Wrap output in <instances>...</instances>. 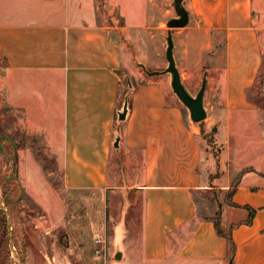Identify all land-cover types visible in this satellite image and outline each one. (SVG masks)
Returning <instances> with one entry per match:
<instances>
[{
    "label": "crops",
    "instance_id": "crops-1",
    "mask_svg": "<svg viewBox=\"0 0 264 264\" xmlns=\"http://www.w3.org/2000/svg\"><path fill=\"white\" fill-rule=\"evenodd\" d=\"M255 2L182 1L189 15L184 32L190 55H202L223 33L224 62L216 85L221 103L232 111L226 134L236 139L237 170L222 179L211 174L223 154L220 161L203 147L200 124L186 116L165 83L146 78L122 87L133 59L146 62L142 40L158 18V0H0L5 99L23 110L29 127L57 155L65 185L131 188L142 197L137 236L128 235L125 220L115 226L122 253L115 264H231L213 217L196 215L194 194L217 185L228 192L244 168L230 194L236 205L226 197L221 223L231 228L236 244L232 264H264V130L254 128L245 92L261 64ZM126 100L121 119L118 111ZM241 120L243 129L233 131L232 122ZM244 206L254 209L250 223Z\"/></svg>",
    "mask_w": 264,
    "mask_h": 264
},
{
    "label": "rangeland",
    "instance_id": "rangeland-1",
    "mask_svg": "<svg viewBox=\"0 0 264 264\" xmlns=\"http://www.w3.org/2000/svg\"><path fill=\"white\" fill-rule=\"evenodd\" d=\"M155 13L158 18L148 27L147 39L142 40L147 51L146 62L133 59L132 67L123 72L122 87L129 81L155 79L165 83L170 97L178 98L170 85V73H148L167 66L166 36L171 29L176 65L191 94L197 93L206 76L207 115L198 121L203 147L220 161L222 154L225 157L220 166L214 158L217 164L215 161L211 175L223 179L230 172L233 178L237 170L233 162L236 139L227 138L226 134L229 133L227 117L232 111L228 112L221 103L223 94L216 85L224 62L223 33L215 36L210 49L202 55H190L184 32L188 23L181 27L168 25V20L177 16L174 0H158ZM112 14L117 17V10ZM253 17L261 44V64L245 92L249 110L255 113L254 128L261 131L264 130V0H256ZM129 44L132 48L136 46L134 42ZM4 65L0 59V264H115L118 259L114 251L119 250L113 237L115 226L125 220L128 235L137 236L141 229V195L131 188L117 191L68 188L57 155L43 143L41 133L29 127L23 110L6 101L2 86ZM180 103L190 118L188 108ZM243 127L242 120L232 122L233 131ZM227 149L230 159H226L227 153L224 155ZM226 192L220 185L197 191L196 215L214 217L218 209H222L223 215ZM240 212L235 210L234 217L239 218ZM226 219L224 214L223 221Z\"/></svg>",
    "mask_w": 264,
    "mask_h": 264
},
{
    "label": "water",
    "instance_id": "water-1",
    "mask_svg": "<svg viewBox=\"0 0 264 264\" xmlns=\"http://www.w3.org/2000/svg\"><path fill=\"white\" fill-rule=\"evenodd\" d=\"M183 0H174V8L176 10L177 16L172 17L168 20V25L170 27H181L188 23L189 15L188 11L182 3ZM167 46H166V59L168 61L167 66L162 70H152L148 71L150 75L170 73V85L173 92L177 95L178 99L188 108L190 118L193 122H198L204 119L207 115V110L204 104V94L206 89V76L204 75L201 86L195 95L191 94L184 84L180 71L176 65V60L174 56V40L171 29L168 30L167 36ZM130 82V81H129ZM131 83V82H130ZM128 111L127 100L124 102L123 108L118 111L119 118L123 119L126 117ZM120 136L117 135L114 144L117 146L119 144ZM23 189L21 187V194ZM8 214V225H9V212ZM121 251L118 250L115 253L116 258H121Z\"/></svg>",
    "mask_w": 264,
    "mask_h": 264
},
{
    "label": "trees",
    "instance_id": "trees-1",
    "mask_svg": "<svg viewBox=\"0 0 264 264\" xmlns=\"http://www.w3.org/2000/svg\"><path fill=\"white\" fill-rule=\"evenodd\" d=\"M245 171H246V168L242 169L239 172V174L237 175V177L233 181V184H232L230 190L226 193V197H227L229 203L232 204V205H236V204H234L230 200V194L234 191V188L236 186V183L238 182V180L240 179V177L243 175V173ZM244 207L247 208V209H249V215L245 219V222L246 223H250L252 221V218H253V215H254V209L251 208V207H249V206H244ZM213 223H214V226H215V229H216L217 233L219 235L224 236L226 238V241H227V254H228L229 259H231V264H232L233 263L232 261H233V256H234L236 244H235V241L233 240V237L231 235V228L225 229L222 226V223H221V210L220 209H218V211L215 213V215L213 217Z\"/></svg>",
    "mask_w": 264,
    "mask_h": 264
}]
</instances>
